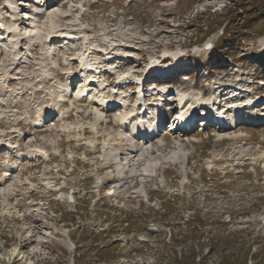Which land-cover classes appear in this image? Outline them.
<instances>
[{
    "label": "rangeland",
    "instance_id": "obj_1",
    "mask_svg": "<svg viewBox=\"0 0 264 264\" xmlns=\"http://www.w3.org/2000/svg\"><path fill=\"white\" fill-rule=\"evenodd\" d=\"M239 2L27 0L20 6L41 19L19 22L23 30L29 24L33 39L11 50L3 43L16 72L0 53V264H264V124L239 122L222 131L197 127L196 120L190 131L158 132L147 144L128 146L136 137L116 125L123 112L107 110L98 119L92 101L73 97L58 120L48 118L56 120L51 132L30 121L41 109L52 111L67 74L78 73V53L91 49L102 60L96 49L114 44L112 50L128 55L125 69L133 77L150 74L153 60V71L191 74L187 81L154 78L153 94L164 103L176 104L174 85L197 105L215 94L227 113L232 101L253 99L245 119L257 118L264 111V13L249 19ZM41 3L50 6L34 12ZM63 29L76 36L67 44L50 37ZM50 38L57 60L51 70L44 53ZM20 86L28 92L16 95ZM119 129L125 138L113 147ZM130 147L139 149L135 157L121 158ZM113 185L117 191L104 192Z\"/></svg>",
    "mask_w": 264,
    "mask_h": 264
},
{
    "label": "bare ground",
    "instance_id": "obj_2",
    "mask_svg": "<svg viewBox=\"0 0 264 264\" xmlns=\"http://www.w3.org/2000/svg\"><path fill=\"white\" fill-rule=\"evenodd\" d=\"M1 1V0H0ZM39 1V0H38ZM47 1V0H46ZM22 2V1H21ZM41 2V1H40ZM22 3H24V2H22ZM0 4L2 5V3L0 2ZM21 4V3H20ZM26 4V3H25ZM49 4V3H48ZM24 5V4H23ZM36 5V4H35ZM43 5H45V4H39V5H36L35 7H37V8H35V11H37V10H41L42 9V12H43V9H45V11L49 8V6H43ZM4 7H5V5H4ZM4 7H2L0 10H4L5 8ZM16 8V7H15ZM21 11V10H20ZM20 11L18 10V11H16L15 13H17V14H22V13H20ZM51 12H53V13H55V12H58V8H56V9H53ZM29 14V13H28ZM26 15L25 14V12H23V14H22V16L21 17H24V19H36V21L33 23V25H35L38 21H40V17H38L37 18V16H34V17H32L31 15L29 16V15ZM48 14V13H47ZM46 14V15H47ZM68 14V13H67ZM38 15V14H37ZM53 15V14H52ZM56 15V14H55ZM63 16V15H62ZM49 18V17H48ZM29 22H30V20H28ZM28 21H26L25 23L26 24H28L27 22ZM16 26V27H13V26ZM12 24L11 26V28L12 29H14V31H17L18 30V32H17V34H16V36H18L19 34H22V33H25V37L27 38V36L28 35H33V30L32 29H30V30H28V31H26L27 30V28L29 27V24H28V26H25V29L26 30H23V27H21L20 25H21V23H19V20L18 21H16V23L15 24ZM32 26V25H31ZM29 29V28H28ZM66 30V29H65ZM62 31V30H61ZM53 32H55V31H53ZM51 34V33H50ZM49 34V35H50ZM6 35V37L8 38V40H7V42L8 43H12L13 41H14V35L13 34H11V35H7V34H5ZM4 35V36H5ZM51 36H56L55 34H52ZM3 37V36H2ZM25 37L24 36H22V40H25ZM48 37V36H47ZM31 38H33V37H31L30 36V39ZM0 40H1V37H0ZM0 42H2V41H0ZM4 42V41H3ZM10 50H11V47H10ZM114 50V49H113ZM13 51V50H12ZM123 51V50H122ZM125 51V50H124ZM127 51V50H126ZM89 52V51H88ZM20 53H22V50L19 52V54ZM84 51L81 53H78V54H80V56H83L84 55ZM90 53V52H89ZM25 54V53H24ZM24 54L23 55H21V59H22V57L24 56ZM112 55H115V54H108V58H111V56ZM118 56H120L119 58H121V57H123L124 56V54L123 53H121L120 55H118ZM6 57L7 58H9L10 57V54L8 53V54H6ZM52 60H53V62H54V67L56 66V64H57V60L54 58V56H51L50 57ZM116 58V59H115ZM20 59V60H21ZM118 58L117 57H115V56H113V58H111V60L112 61H115V62H119L120 60H117ZM17 67V65L16 66H13V68L15 69ZM10 68H12V67H10ZM159 69V68H158ZM150 70L151 69H149V71L148 72H150ZM158 72H160V70L158 71ZM71 74V78L73 77L74 78V76H79L77 73H70ZM46 77V76H45ZM44 77V78H45ZM1 80V79H0ZM78 81L75 83V85H76V90H78V89H81V88H83V86L86 84L85 83V81H83V79L82 80H80V79H77ZM140 83V82H139ZM142 83V82H141ZM68 86V85H67ZM126 86V88L127 87H130L131 85H125ZM25 86H23V87H20L21 89H18V90H16L15 91V94H19V93H22V92H24L25 90H26V88H24ZM8 90V89H7ZM5 92H7V91H5ZM60 92H62V91H60ZM170 93V92H169ZM178 93V92H177ZM158 94V93H157ZM71 96V95H70ZM182 96V95H181ZM180 96V97H181ZM211 97V96H210ZM162 97H160V99H161ZM175 98H178V97H175ZM207 98H209V97H207ZM84 100H86V99H84ZM87 100H89V98H87ZM103 100V99H102ZM189 100V99H188ZM204 101H206L207 102V100L205 99V100H203V102L201 101V104H204ZM94 103V106H95V109H96V113H97V115H96V117L98 118V119H101V117L103 116V114H104V112L102 111V109L100 108V105L102 104V102L100 101V102H97V103H95V102H93ZM179 103H183V105H181L176 111V115H175V117H174V120L176 119V118H178V116H179V113L180 112H182L181 110H185V108H186V110L185 111H187L188 109H190V111H191V114H195V111H196V108H197V106L195 107V104H193L192 102H188L187 100L186 101H184V102H182V101H179ZM157 104L159 105L160 103L159 102H157ZM64 105V102L62 103V106ZM61 106V107H62ZM48 107V106H47ZM173 108V107H172ZM44 110V109H43ZM119 110L121 111V107L119 106ZM45 112H49V109L48 108H46V110H45ZM122 112V111H121ZM141 111H139L138 113H140ZM147 112V111H146ZM150 112V111H149ZM154 118L156 117V116H158V115H160V112L159 111H156V109H154ZM206 112H208V108H206ZM129 114V112H126V113H124L123 112V115L120 117V121H121V119H124V118H126V116ZM41 116H43V112H42V109H41V111L40 112H38L37 113V116H35V117H33L32 119H33V123L36 125V123H41V122H43V121H40V119H38L39 117H41ZM56 116H57V114H56ZM136 116H137V114H136ZM142 116H137V118L135 119V120H139L140 118H141ZM151 118H153V116L151 117ZM30 121H32V120H30ZM49 121H51V120H49ZM49 121H47L46 123H43L42 125H49L50 123H52V125L54 126L55 125V122H50L49 123ZM117 122L116 123V125H119L120 127H123V122L121 121V122ZM153 122V121H152ZM200 122H202V120L200 121ZM199 124V123H198ZM53 126L50 128L51 130L53 129ZM140 127H141V125H139ZM37 127V126H36ZM47 128H48V126H44V130H47ZM170 128H171V130L172 129H174V130H176V128H178L177 126H174L173 124L170 126ZM160 129H162V127L161 126H159V128L158 129H156L155 131H158V132H160L161 134H163L162 132L163 131H161ZM155 131H153L152 133H154ZM165 131V133H167L168 131L167 130H164ZM118 134L122 137V132H121V129H119L118 130ZM159 134V133H158ZM169 135H172L173 134V132L172 131H170L169 133H168ZM168 135V136H169ZM141 140V142H142V144H147L150 140H147V139H144V140H142V139H140ZM130 141V140H129ZM135 141H137V140H134V139H132V141H131V143L130 144H128V145H134V144H136V142ZM119 142V145H120V141H118ZM144 142V143H143ZM143 145H141L140 146V148L142 147ZM127 148H129V147H126V149ZM130 149H131V151H132V148L130 147ZM129 149V150H130ZM138 150L139 149H137V148H135V150L134 151H132L131 152V154L130 155H128L127 157H125V159H127V160H132L134 157H135V155H136V152H138ZM30 151H32V150H30ZM28 152V158H31V157H33L34 155H33V153L32 152ZM144 153V152H143ZM111 155H109V157H113L114 155V153L112 152V153H110ZM25 158V157H24ZM19 159V158H18ZM114 163V162H113ZM10 176V175H9ZM114 187H112L113 188V190L111 189V190H106V191H104V192H107V194L108 195H110L111 193H114L115 191H116V189H117V186L116 185H113ZM32 237V236H31ZM30 237V238H31ZM25 248V247H24ZM24 248H22V249H24ZM20 250V249H19ZM19 250L18 251H16L15 250V256L18 254V252H19Z\"/></svg>",
    "mask_w": 264,
    "mask_h": 264
},
{
    "label": "trees",
    "instance_id": "obj_3",
    "mask_svg": "<svg viewBox=\"0 0 264 264\" xmlns=\"http://www.w3.org/2000/svg\"><path fill=\"white\" fill-rule=\"evenodd\" d=\"M253 1L256 0H241V2H239L241 5L245 4V6H248L246 8H242V10L246 13L245 15L249 19L257 18L258 14L260 15V13H264V0H259L257 4H254ZM240 20L249 23V21H247L245 18H240Z\"/></svg>",
    "mask_w": 264,
    "mask_h": 264
}]
</instances>
